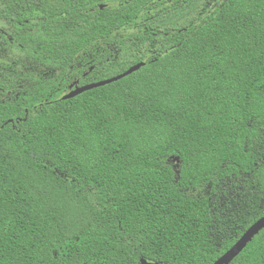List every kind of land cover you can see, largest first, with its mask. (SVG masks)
Masks as SVG:
<instances>
[{
    "label": "trees",
    "instance_id": "trees-1",
    "mask_svg": "<svg viewBox=\"0 0 264 264\" xmlns=\"http://www.w3.org/2000/svg\"><path fill=\"white\" fill-rule=\"evenodd\" d=\"M0 17L18 49L0 45V264H214L264 216L247 128L264 0H1ZM229 264H264V229Z\"/></svg>",
    "mask_w": 264,
    "mask_h": 264
},
{
    "label": "water",
    "instance_id": "water-1",
    "mask_svg": "<svg viewBox=\"0 0 264 264\" xmlns=\"http://www.w3.org/2000/svg\"><path fill=\"white\" fill-rule=\"evenodd\" d=\"M144 64L139 63L130 67L124 73L117 75L113 78L106 79L103 81H99L96 83H91L87 85L79 86L77 84H72L70 86V91L66 95L62 97L63 100H67L73 98L85 91L104 86L110 84L112 82H116L133 72L139 70ZM264 229V216L258 219L255 223H253L244 233L243 235L235 242V244L227 250L219 259L215 261L214 264H229L245 247L246 245L252 241V239L262 230ZM141 264H149L144 260H141Z\"/></svg>",
    "mask_w": 264,
    "mask_h": 264
},
{
    "label": "snow or ice",
    "instance_id": "snow-or-ice-1",
    "mask_svg": "<svg viewBox=\"0 0 264 264\" xmlns=\"http://www.w3.org/2000/svg\"><path fill=\"white\" fill-rule=\"evenodd\" d=\"M210 5H211V0H209V6ZM101 10L103 11V5H101ZM248 119L249 122L247 123V128L249 129L250 132L253 133V139L250 145V149L252 152H256L261 157H264V123L258 125L252 117H249ZM249 154H251V152ZM257 163L260 168H264V158L260 159ZM182 184L183 181L180 180L178 174L177 185L178 187H180L182 186ZM220 227H223V223H221ZM158 260H159L158 257L154 258V264H157Z\"/></svg>",
    "mask_w": 264,
    "mask_h": 264
},
{
    "label": "flooded vegetation",
    "instance_id": "flooded-vegetation-1",
    "mask_svg": "<svg viewBox=\"0 0 264 264\" xmlns=\"http://www.w3.org/2000/svg\"><path fill=\"white\" fill-rule=\"evenodd\" d=\"M0 4H1V0H0ZM137 20H140L141 24H142L145 19L143 16H141V18H138ZM138 27H139V24L126 27V28L122 29L120 31V33L121 34H129L133 31L138 30ZM12 33H13V35H15L14 28L10 27V26L8 27L7 23H5V21L2 20L0 17V45L6 47L7 45L14 44L15 47H13L12 48L13 50L12 49L11 50L17 51L18 50L17 49V42H16L15 38L12 37Z\"/></svg>",
    "mask_w": 264,
    "mask_h": 264
}]
</instances>
